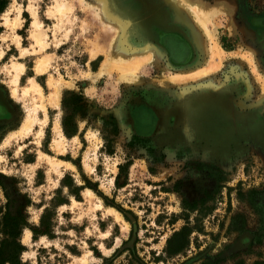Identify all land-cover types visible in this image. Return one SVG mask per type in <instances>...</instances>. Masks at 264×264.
I'll return each instance as SVG.
<instances>
[{
  "label": "rangeland",
  "instance_id": "1",
  "mask_svg": "<svg viewBox=\"0 0 264 264\" xmlns=\"http://www.w3.org/2000/svg\"><path fill=\"white\" fill-rule=\"evenodd\" d=\"M105 1L99 9L96 0H0V216L10 212L27 223L18 236L21 261L264 264V138L243 132L229 148L201 146L194 125L174 108L193 94L227 92L241 115L263 109L264 0H203L206 21L171 0H141L191 38L195 30L202 37L205 51L193 41L192 61L182 66L140 32L143 9ZM118 24L124 28L116 40ZM208 34L219 56H211ZM147 43L157 52L122 77L114 61ZM43 56L48 70L38 74L34 67ZM208 60L220 66L196 80L170 79ZM18 62L22 73L12 69ZM30 77L45 96L49 78L62 81L59 100L56 106L44 100L46 121L39 110L29 135L4 144L34 105L32 94H22ZM135 104L151 106L161 121L136 131ZM213 113L225 111L219 106ZM65 126L76 133L67 136ZM58 131L62 151L54 147ZM43 213L49 233L36 235L31 227L40 225ZM183 227L188 244L171 253L182 237L172 236Z\"/></svg>",
  "mask_w": 264,
  "mask_h": 264
},
{
  "label": "flooded vegetation",
  "instance_id": "2",
  "mask_svg": "<svg viewBox=\"0 0 264 264\" xmlns=\"http://www.w3.org/2000/svg\"><path fill=\"white\" fill-rule=\"evenodd\" d=\"M124 3L126 7L130 8L129 10H132L131 12H135L139 7L143 9L140 18V32L149 37L154 44L160 46L172 64L182 66L190 62L193 50L186 34L182 28L175 26V23H167V17L162 12L163 10L148 5V2H141V0H124ZM2 103L0 100V116L3 108ZM219 106L224 108L225 113H213ZM235 106L234 99L227 92L216 94L202 92L193 94L174 108L177 111V116L180 115L183 120L187 119L194 125L193 132L201 146L218 144L221 145L220 149H226L229 148V143L233 140L236 139L237 143L243 132L263 139L264 106L263 109L260 108L263 110L262 112L257 108L246 116L239 114ZM130 116L134 129L139 132H143L144 129L151 128L161 121L152 107L146 104H135Z\"/></svg>",
  "mask_w": 264,
  "mask_h": 264
},
{
  "label": "bare ground",
  "instance_id": "3",
  "mask_svg": "<svg viewBox=\"0 0 264 264\" xmlns=\"http://www.w3.org/2000/svg\"><path fill=\"white\" fill-rule=\"evenodd\" d=\"M76 2H79L80 0H75ZM104 2L105 0H96V5L99 9H103L104 7ZM175 7L178 9H185L189 11L190 13L192 12L193 14L196 15L194 20H203L206 21V8L204 6L203 0H171ZM94 9V7H93ZM95 11V10H94ZM214 11V10H213ZM97 14V13H96ZM193 18V17H192ZM206 18V19H205ZM34 24L36 26H39V23L34 20ZM122 24V23H121ZM118 24L117 29L118 33H116V28L113 31L112 37H114L116 40L119 39V36H121V30L124 28L123 25ZM209 35V34H208ZM33 37H35L36 41L40 43L39 38L37 37V34H34ZM112 37L110 40H112ZM198 49L200 48V51H205L206 45L202 39L200 38L198 32L195 30L194 35H193ZM208 37V36H207ZM209 46H210V51H211V56H219L221 54L220 47L217 45L214 36L211 34L209 35ZM111 42V41H110ZM44 45H42L43 47ZM96 48V47H95ZM95 48L92 49V53L94 54ZM151 52H157V47L153 43L146 44V47L139 51H132L131 55L129 57L124 58H118L114 62V65L120 70V75L122 77H126L127 75L134 74L136 69L138 68L139 64L142 63L143 61L150 59ZM212 64V65H211ZM220 66V63H212L208 60V62L203 63V65L195 68L194 70H190L189 72H176V73H170V79L172 81H183L185 82L187 78L191 77L192 79H197L200 76H203V74H207L211 69L217 68ZM12 69L19 70L20 73L24 71V65L21 62L14 63L12 65ZM35 71L38 74H42L48 70V61H47V56L39 57L36 64H35ZM19 78L18 73L16 72L15 74V83H17V80ZM62 81H58L55 78H49L48 84L50 87V92L47 96H45L43 89L40 84H38L33 77L29 78V84L23 87L22 94L24 96L32 94V99L34 100V105L31 108H28V113L26 114L23 123L21 124L20 128L14 132L11 133L4 141V144L9 143V141L12 139V137L16 135H22V136H27L32 132L34 123L37 119V112L39 110H42L45 119L43 122L46 121L47 118V109L44 100L49 102L51 105H57V102L60 97V87L62 85ZM264 91V88H263ZM13 94L16 96V89H13ZM42 129L39 131V135H42ZM63 136L60 131H58V138L54 142V147L58 151L63 150ZM58 164V163H57ZM69 164V163H68ZM87 196L91 198L93 195L92 191L90 189H87Z\"/></svg>",
  "mask_w": 264,
  "mask_h": 264
},
{
  "label": "trees",
  "instance_id": "4",
  "mask_svg": "<svg viewBox=\"0 0 264 264\" xmlns=\"http://www.w3.org/2000/svg\"><path fill=\"white\" fill-rule=\"evenodd\" d=\"M73 100L76 99V96H72ZM67 119L65 120L66 123ZM64 133L67 136H72L76 133V127L71 128L68 130L66 126L64 127ZM128 162L119 165V173L116 176V180L119 178L120 173H126ZM64 184V183H63ZM68 187H71L70 185H67ZM76 190L72 189L71 192L75 194L76 196ZM55 204H62L64 202L63 199H56L53 200ZM1 213V208H0ZM47 213V211H46ZM46 213H43L40 219V225L39 226H33L31 227V230L34 234H48L47 228H45V218ZM22 225H27L26 221L23 220V218L20 217V215H13L10 212L4 213L2 216H0V235L3 234L4 237L0 239V264H24L20 259V254L24 250V246L18 241V236L21 232ZM180 231L174 232L172 238L174 239L177 235H181L179 242L176 243V249L170 250L171 253H176L179 249L183 248L188 244V231L184 232L185 227L182 228ZM168 239V242L172 241L173 239Z\"/></svg>",
  "mask_w": 264,
  "mask_h": 264
},
{
  "label": "crops",
  "instance_id": "5",
  "mask_svg": "<svg viewBox=\"0 0 264 264\" xmlns=\"http://www.w3.org/2000/svg\"><path fill=\"white\" fill-rule=\"evenodd\" d=\"M179 28V27H178ZM181 29V28H180ZM185 34H186V36H187V39L189 40V43H190V45H191V48H192V50L194 51V46H193V44L196 42L195 41V39H194V37L193 38H191V36H190V34L188 33V32H186L184 29L182 30ZM194 39V40H193ZM193 41H195V42H193ZM147 44H149V43H147ZM197 44V43H196ZM192 61V59L190 60V62ZM189 62V63H190ZM189 63H187V64H189ZM187 64H185V65H187Z\"/></svg>",
  "mask_w": 264,
  "mask_h": 264
}]
</instances>
